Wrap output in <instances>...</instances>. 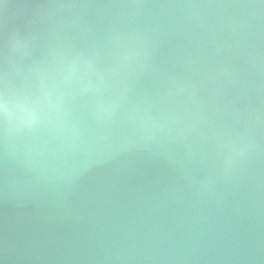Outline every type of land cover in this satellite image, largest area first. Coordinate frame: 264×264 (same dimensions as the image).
Returning a JSON list of instances; mask_svg holds the SVG:
<instances>
[{"label":"water","instance_id":"1","mask_svg":"<svg viewBox=\"0 0 264 264\" xmlns=\"http://www.w3.org/2000/svg\"><path fill=\"white\" fill-rule=\"evenodd\" d=\"M0 75V264H264V0H0Z\"/></svg>","mask_w":264,"mask_h":264},{"label":"clouds","instance_id":"2","mask_svg":"<svg viewBox=\"0 0 264 264\" xmlns=\"http://www.w3.org/2000/svg\"><path fill=\"white\" fill-rule=\"evenodd\" d=\"M71 69L70 71H74ZM81 70L85 79L82 81V91H94L92 83L87 79V74L92 71L87 61L81 62ZM71 75L67 79H71ZM60 103V97L55 96L50 90L42 87L36 98L29 97L23 93L13 92L6 86L3 75H0V116L9 117L15 113L16 128H31L38 122V105L56 107Z\"/></svg>","mask_w":264,"mask_h":264}]
</instances>
